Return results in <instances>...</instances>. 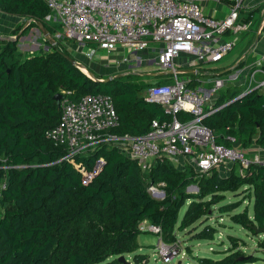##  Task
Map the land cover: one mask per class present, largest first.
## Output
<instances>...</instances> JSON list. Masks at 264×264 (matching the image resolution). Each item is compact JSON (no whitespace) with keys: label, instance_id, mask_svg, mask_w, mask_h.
Listing matches in <instances>:
<instances>
[{"label":"trees","instance_id":"1","mask_svg":"<svg viewBox=\"0 0 264 264\" xmlns=\"http://www.w3.org/2000/svg\"><path fill=\"white\" fill-rule=\"evenodd\" d=\"M0 13L30 19L48 35L55 33L45 21L49 12L41 0H0ZM66 56L70 57L51 49L21 57L15 41L0 39V264H103L108 259V264H123L117 258L134 253L138 235L149 233L139 230L141 222L159 227L166 244L179 245L176 230L189 232L192 239L213 240L216 229L205 219L214 206L252 236H263L257 245L264 251L263 166L251 164L240 175L236 164L229 175L221 176L216 170L180 171L160 158L142 173L134 161L105 144L63 159L62 148L44 137L59 118V103L53 97L63 91L70 92L71 99L108 95L117 118L110 132L115 138L141 137L153 120L167 119L158 104L143 97L151 85L129 75L96 82L106 78L84 67L92 76L87 77ZM189 76V87L195 88L199 74ZM214 109L203 124L213 131L216 145L231 148L239 143L237 149H246L253 144L264 149V87L229 84L218 94ZM190 185L197 187L196 193L186 192ZM154 186L164 191L161 200L149 193ZM244 192L252 203L251 216L246 209L232 213L240 206L236 202L224 203L226 193ZM228 242L222 258H200L201 264L264 262L241 252L238 238L229 236Z\"/></svg>","mask_w":264,"mask_h":264},{"label":"built area","instance_id":"2","mask_svg":"<svg viewBox=\"0 0 264 264\" xmlns=\"http://www.w3.org/2000/svg\"><path fill=\"white\" fill-rule=\"evenodd\" d=\"M41 1L49 12L46 18H51L60 28L62 38L79 47V51L85 43L94 44L97 50L105 51L109 59L120 64L117 70L126 67L133 56L137 59L151 56L159 74L171 75L170 83L151 85L143 94L146 101L162 108L167 119L153 120L148 133L138 138L111 135L117 118L108 95L86 94L71 99L70 92H61L58 121L44 137L53 146L62 148L63 159L83 156L105 144L134 161L142 173H147L160 158L167 159L180 171L191 166L196 174L216 170L227 176L236 164L240 175L251 164L264 167V157L258 154L248 158L237 148L216 145L213 131L203 124L217 110L214 107L218 94L225 86L234 84L236 77L195 80L201 85L211 82L206 92L189 87V74H202L200 66L218 63L232 51L234 42L222 40L223 36L234 37L250 29V23L239 21L245 0H225L230 13L224 19L204 13L201 3L210 0ZM125 49L131 51L127 56ZM81 53L88 62L93 57V50L83 49ZM74 61L77 69H84L77 59ZM251 82L256 83L255 88L264 87V79L255 82L253 74ZM181 113L187 119L181 120L178 116ZM96 163L94 173L100 161ZM139 230L159 237L157 255L163 264L177 257L183 259L178 243L162 241L159 227L141 222Z\"/></svg>","mask_w":264,"mask_h":264},{"label":"rangeland","instance_id":"3","mask_svg":"<svg viewBox=\"0 0 264 264\" xmlns=\"http://www.w3.org/2000/svg\"><path fill=\"white\" fill-rule=\"evenodd\" d=\"M45 21L51 24L55 29L53 36H44L45 32L42 27L31 24L30 19H21L14 16L5 15L0 13V39L2 41H15L17 52L21 57L35 54H44L51 49L58 52L69 55L72 59H77L82 65L90 69L98 77H118L120 75H129L131 79L144 82L146 85H154L164 82L165 79L171 78V75L159 76L157 67L154 63V59L150 56H141V59L131 57L127 66L122 70L117 67L120 64L115 63L114 60L109 59L105 51L97 50L94 44L85 43L82 46L83 49L93 50V57L88 62L82 57L79 47L75 44L68 42L62 38L60 28L57 24L51 21V18H45ZM36 29L38 31H36ZM240 47H235L228 55H226L221 62L213 65H209L212 69L227 70L231 68V64L234 63V59L240 53ZM77 51V52H76ZM127 56L131 51L129 49L124 50ZM149 54H153L150 52ZM132 56V55H131ZM148 57V58H146ZM116 60L117 57L112 56ZM137 59V60H136ZM146 59V60H145ZM142 60V61H141ZM89 66L92 68H89ZM87 72V71H86ZM91 77V76H90ZM181 78V77H180ZM260 80V79H259ZM261 82V81H260ZM211 86H209V89ZM189 166V165H188ZM191 167V166H190ZM236 173L240 174V170L234 166ZM189 169V168H188ZM194 186V185H190ZM160 187H163L161 184ZM149 189L151 196L156 200H161L164 195L162 188L157 186ZM187 193H196L194 189H186ZM162 196V197H161ZM247 194L244 192L242 195L234 196L231 193H226L224 203H238L240 206L232 213H241L245 209L248 211V215L252 214V203L247 199ZM218 206L212 207V211L205 220L209 226L216 229L213 240H196L189 236V232H179L176 230V236L179 241V254L184 253V257L174 258L169 264H201L200 258H209L212 260H218L222 258L229 246L228 237L233 236L240 240L239 249L246 255H255L257 257L264 258V251H260L257 242L263 239V236H252L247 230L232 223L229 216L225 213L218 212ZM186 207H183L179 213V219L182 218ZM204 220V222H206ZM206 224V223H205ZM198 230L202 229L201 225H198ZM159 237L152 233H140L136 239L138 249L134 253L124 254L123 264H163L157 255V243ZM137 259L134 256H138ZM118 259V258H117ZM108 264L110 259L106 261ZM255 264H264L263 261Z\"/></svg>","mask_w":264,"mask_h":264},{"label":"crops","instance_id":"4","mask_svg":"<svg viewBox=\"0 0 264 264\" xmlns=\"http://www.w3.org/2000/svg\"><path fill=\"white\" fill-rule=\"evenodd\" d=\"M201 6L206 15L212 16L217 19H224L230 13V6L225 0H210L208 2H202ZM239 21L242 23H250V29L247 32L238 34L234 37L225 35L221 38L225 41H233V49L235 47H240V53L234 59V63L231 64V68L227 70H217L209 67V65L213 64L202 65L199 67V71H202L203 73L199 74V77H197L196 80L212 81L213 78L216 77L221 79L236 77L234 85L243 86L246 89H255L256 87V83L253 84L251 82L252 74L254 75L255 82L263 81L264 0H245L239 14ZM89 68L91 67L89 66ZM209 84H211V82ZM209 84L206 83L201 85L197 83L196 87L197 89L206 92L209 90ZM238 150L245 154V156L248 158H252V156L256 154L264 157V149L259 148L253 144L246 149Z\"/></svg>","mask_w":264,"mask_h":264},{"label":"water","instance_id":"5","mask_svg":"<svg viewBox=\"0 0 264 264\" xmlns=\"http://www.w3.org/2000/svg\"><path fill=\"white\" fill-rule=\"evenodd\" d=\"M36 25H38L39 27H40V25L37 23ZM36 31H38L37 29H36ZM43 35L44 36H49L46 32H44L43 33ZM66 59L68 60V62H70L73 66H75V67H77V64L75 63V61H74V59H72L71 57H67L66 56ZM85 70V69H84ZM86 71V70H85ZM191 72V71H190ZM87 74H85L87 77H89V78H92V76L91 75H89L88 74V72H86ZM158 75H162V74H158ZM91 76V77H90ZM120 76H122V75H120ZM114 78V77H113ZM109 79H111V77H108V78H106L105 80H96V82H106V81H108ZM237 99V98H236ZM53 100L55 101V103L56 104H58L59 103V101L61 100V95H59V94H57V95H54V97H53ZM238 146H239V143H236V144H234L233 145V148L234 149H236V148H238ZM97 163L95 164V166H94V170H96L97 168ZM188 189H194V191H196L197 190V187L196 186H189L188 187ZM162 197V196H161ZM118 261H120V262H124V258L123 257H120V258H118Z\"/></svg>","mask_w":264,"mask_h":264},{"label":"bare ground","instance_id":"6","mask_svg":"<svg viewBox=\"0 0 264 264\" xmlns=\"http://www.w3.org/2000/svg\"><path fill=\"white\" fill-rule=\"evenodd\" d=\"M80 70L84 73L87 74L86 71L83 68H80Z\"/></svg>","mask_w":264,"mask_h":264}]
</instances>
